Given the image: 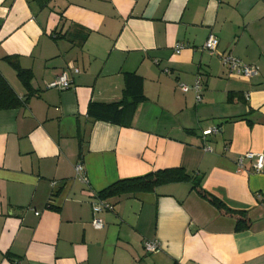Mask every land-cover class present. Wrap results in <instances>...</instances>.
<instances>
[{
    "label": "crops",
    "instance_id": "1",
    "mask_svg": "<svg viewBox=\"0 0 264 264\" xmlns=\"http://www.w3.org/2000/svg\"><path fill=\"white\" fill-rule=\"evenodd\" d=\"M226 55L258 76H237ZM61 74L71 87L48 89ZM129 74L146 99L130 126L88 117L90 103L123 99ZM0 75L24 101L0 110V264H264V171L237 167L264 154V0H0ZM197 80L200 102L180 89ZM177 168L192 182L93 214L110 185ZM193 181L248 227L236 231Z\"/></svg>",
    "mask_w": 264,
    "mask_h": 264
},
{
    "label": "trees",
    "instance_id": "2",
    "mask_svg": "<svg viewBox=\"0 0 264 264\" xmlns=\"http://www.w3.org/2000/svg\"><path fill=\"white\" fill-rule=\"evenodd\" d=\"M19 77L27 84L29 75L22 71ZM123 99L115 103H90L87 116L95 121H102L118 126H130L139 104L146 99L142 92V79L135 74L125 78ZM24 104L18 98L8 83L0 75V110L15 109ZM192 182L183 169L160 170L142 177L120 180L97 194V200H110L137 194L152 193L161 185L176 182ZM192 189L204 200L209 202L221 213L231 215L236 219V231L248 227V219L244 212L233 211L222 202L202 190L200 181H193Z\"/></svg>",
    "mask_w": 264,
    "mask_h": 264
},
{
    "label": "built area",
    "instance_id": "3",
    "mask_svg": "<svg viewBox=\"0 0 264 264\" xmlns=\"http://www.w3.org/2000/svg\"><path fill=\"white\" fill-rule=\"evenodd\" d=\"M218 47V39L214 36H210L207 41L205 42L203 46V50L209 51V52H214ZM183 47L180 45H177L175 50L176 52H179ZM222 64L229 69L231 72L236 74L237 76L244 77L247 79H251L254 77L258 76V70L256 67L252 65H247L242 63L239 59L231 56V55H226L222 57ZM75 73H78V70H74ZM71 87V82L68 80L67 76L65 74H61L57 76L51 83L48 84V89H58L60 91H65L68 90ZM180 89L183 93H187L190 90H193L196 94V101L200 102L202 99V88L200 84V80H197L196 83L194 84L193 87H188L185 85H181ZM218 129H209L205 132H203V137L217 134ZM256 159L255 164L253 165V168L256 172H262L264 171V154H256V153H246L238 158L237 161V167L238 171H243L244 169V161L245 160H254ZM76 175L80 177V179L84 182H86V178L84 176V169L83 166L77 165L75 167ZM258 198L260 199V205L262 208H264V194L258 195ZM113 209V206L108 203L107 201H101L98 200L96 203H94L92 207L93 214L96 215L98 213H101L103 211H110ZM37 215V213H35ZM93 226L95 228H101L102 224L100 221L94 219L92 222ZM144 250L147 253H154L158 251L159 249V244L157 241H145L143 243ZM12 264H20L17 261L12 262Z\"/></svg>",
    "mask_w": 264,
    "mask_h": 264
}]
</instances>
